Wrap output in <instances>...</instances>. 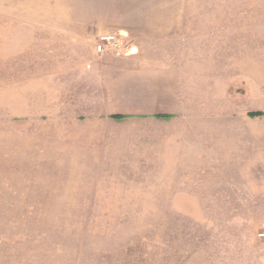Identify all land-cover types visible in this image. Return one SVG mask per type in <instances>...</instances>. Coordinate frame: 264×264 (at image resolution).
I'll list each match as a JSON object with an SVG mask.
<instances>
[{
  "label": "rangeland",
  "instance_id": "374dc122",
  "mask_svg": "<svg viewBox=\"0 0 264 264\" xmlns=\"http://www.w3.org/2000/svg\"><path fill=\"white\" fill-rule=\"evenodd\" d=\"M0 264H264V0H0Z\"/></svg>",
  "mask_w": 264,
  "mask_h": 264
},
{
  "label": "built area",
  "instance_id": "2783aa9c",
  "mask_svg": "<svg viewBox=\"0 0 264 264\" xmlns=\"http://www.w3.org/2000/svg\"><path fill=\"white\" fill-rule=\"evenodd\" d=\"M95 52L98 54L110 53L121 56L127 52V40L121 33H101L96 37Z\"/></svg>",
  "mask_w": 264,
  "mask_h": 264
},
{
  "label": "crops",
  "instance_id": "0c3cea01",
  "mask_svg": "<svg viewBox=\"0 0 264 264\" xmlns=\"http://www.w3.org/2000/svg\"><path fill=\"white\" fill-rule=\"evenodd\" d=\"M167 138L168 137L164 138L162 136L157 135V132L155 133L154 136H151L152 150H153V153H155V159H156V166H155V169H157L156 174H158V168H163L164 166H166V169H168L169 160L171 157L170 155L174 154L173 152L171 153L170 150L175 149L174 146H175L176 141L175 142L173 141L171 145L172 141H168ZM175 159L176 160L180 159V157H178V155L176 154ZM159 173L160 175L162 174L168 175V172L166 173L159 172Z\"/></svg>",
  "mask_w": 264,
  "mask_h": 264
},
{
  "label": "trees",
  "instance_id": "16d2710c",
  "mask_svg": "<svg viewBox=\"0 0 264 264\" xmlns=\"http://www.w3.org/2000/svg\"><path fill=\"white\" fill-rule=\"evenodd\" d=\"M113 118H115V119H119V118H121L120 116H113Z\"/></svg>",
  "mask_w": 264,
  "mask_h": 264
}]
</instances>
